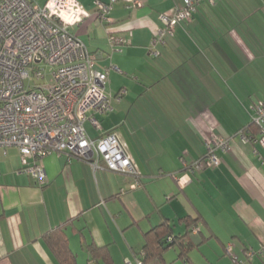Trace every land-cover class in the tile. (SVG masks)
<instances>
[{
	"label": "crops",
	"instance_id": "1",
	"mask_svg": "<svg viewBox=\"0 0 264 264\" xmlns=\"http://www.w3.org/2000/svg\"><path fill=\"white\" fill-rule=\"evenodd\" d=\"M79 1L87 15L71 32L100 54L98 69L110 68L107 91H125L112 113L98 116L101 129L86 124L88 133L117 132L142 185L130 189L129 175L55 154L39 180L21 171L18 147H0V264H61L45 234L62 226L78 264L91 259L90 243L125 264L142 256L154 227L169 222L186 233L185 218L199 220L189 259L170 248L153 264H264V148L234 137L228 152L218 151L219 165L190 168L214 137L250 126L253 105L264 101V0H203L157 45L158 56L151 44L160 14L182 0L118 2L109 23L98 19L95 0ZM113 34L127 43L111 53Z\"/></svg>",
	"mask_w": 264,
	"mask_h": 264
},
{
	"label": "built area",
	"instance_id": "2",
	"mask_svg": "<svg viewBox=\"0 0 264 264\" xmlns=\"http://www.w3.org/2000/svg\"><path fill=\"white\" fill-rule=\"evenodd\" d=\"M203 0H182L171 13L160 14L163 23L152 41V53L160 54L158 44L174 36L176 28L189 22ZM214 2V0H210ZM97 17L112 22L114 5L126 3L139 8L144 0H95ZM79 0L0 1V147L20 150L22 169L43 180V160L52 154L76 157L93 166L133 178L130 189L141 187V172L117 132L100 137L89 135V122L101 129L98 116L114 111V103L125 91H107L110 68L96 67L99 53L91 52L71 32L86 17ZM111 53L121 51L124 36L111 35ZM252 120L259 136L245 129L234 136L214 137L206 154L193 160L190 168L201 171L220 164L218 151L228 152L231 141L257 142L264 148V101L252 107ZM184 163H186L184 161ZM172 241V237H168ZM237 261V258H234ZM125 264H143L141 257L126 259Z\"/></svg>",
	"mask_w": 264,
	"mask_h": 264
},
{
	"label": "trees",
	"instance_id": "3",
	"mask_svg": "<svg viewBox=\"0 0 264 264\" xmlns=\"http://www.w3.org/2000/svg\"><path fill=\"white\" fill-rule=\"evenodd\" d=\"M250 127H255L258 134L259 129L254 122L245 130L247 131ZM184 220L187 227L184 234H176L174 226L169 222H164L145 234L146 243L141 256L143 264H153L155 261L164 260V255L170 248H177L181 257L189 259V253L197 247L191 235L192 229L199 226L197 223L199 220L190 218ZM169 236L172 237V241L168 240ZM45 240L61 264H78L77 256L69 245L63 226L47 232ZM87 247L91 254L88 264H99L100 260H105L106 264L112 263L106 247H99L94 243H90Z\"/></svg>",
	"mask_w": 264,
	"mask_h": 264
},
{
	"label": "rangeland",
	"instance_id": "4",
	"mask_svg": "<svg viewBox=\"0 0 264 264\" xmlns=\"http://www.w3.org/2000/svg\"><path fill=\"white\" fill-rule=\"evenodd\" d=\"M87 127H88V125H87Z\"/></svg>",
	"mask_w": 264,
	"mask_h": 264
}]
</instances>
